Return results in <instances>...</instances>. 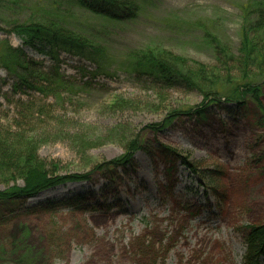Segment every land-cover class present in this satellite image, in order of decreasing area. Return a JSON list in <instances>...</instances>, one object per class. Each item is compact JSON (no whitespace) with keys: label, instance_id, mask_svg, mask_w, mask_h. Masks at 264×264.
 <instances>
[{"label":"rangeland","instance_id":"374dc122","mask_svg":"<svg viewBox=\"0 0 264 264\" xmlns=\"http://www.w3.org/2000/svg\"><path fill=\"white\" fill-rule=\"evenodd\" d=\"M0 1V55L10 47L42 71H56L49 57L9 33L11 25L54 14L49 0ZM254 1L153 0L124 24L69 10L71 29L106 31L99 40L105 62L98 71L59 52L68 81L59 94L14 91L18 79L0 66V136L35 141L41 160L62 176L87 175L0 214V264H18L28 251L34 264L249 263L248 239L264 227V129L254 123L256 105L250 101L243 115L210 107L205 122L182 115L166 124L174 112L200 108L202 93L160 92L118 66L149 47L214 66L206 37L237 52L244 6ZM135 141L141 149L130 156ZM125 158L129 164L112 167ZM65 199L79 205L45 204Z\"/></svg>","mask_w":264,"mask_h":264},{"label":"trees","instance_id":"16d2710c","mask_svg":"<svg viewBox=\"0 0 264 264\" xmlns=\"http://www.w3.org/2000/svg\"><path fill=\"white\" fill-rule=\"evenodd\" d=\"M152 1L49 0V6L54 10V14L33 19L28 23L11 25L9 33L19 38L24 47L49 57L52 68H57L56 71L52 69L47 72L42 71L38 68V64L30 60L22 51L12 50L10 47H7L5 56L0 55V66L18 79L14 91L24 87L43 95L59 94L68 85L66 77L59 73L61 65L59 52L89 62L96 66L97 70H101L105 62L104 48L99 42L100 39L103 40L105 30L90 28V35L86 36L81 34L82 32L71 29L70 11L80 9L108 22L124 24L137 20L143 8ZM244 8L247 13L243 18L241 41L237 52L215 38L206 37V46H209L213 53L214 66L186 60L162 47H149L133 52L118 66V70L129 73L136 82L146 79L160 92L185 89L189 92L202 93L205 101L200 108L189 112H174L169 120L165 121L166 124L170 122V119L182 115L195 117L198 121L205 122L208 120L210 107L221 111L232 109L243 115L250 111L251 101L260 112V116L254 123L260 129H264L262 86L258 83L259 79L264 82V0L254 1ZM105 75L113 77L108 72ZM85 85L88 83H84ZM221 87H227V90L220 89ZM221 93L225 96L223 99H214L221 96ZM158 126H154V129ZM34 143L35 141H28L22 135L10 138L0 136V185L5 187L0 190V214L2 215L19 212L26 203L35 200L45 192L69 184L81 183L87 179V175H60L58 166L50 167L41 160L38 156V147ZM139 149L141 147L137 146L135 141L130 144L128 152L131 156ZM127 164L129 162L125 158L111 165L116 168ZM185 166L188 167L187 164ZM66 200H54L45 204L70 207L79 205V202ZM248 246L250 253L247 258L248 264H263L264 227L253 228L252 235L248 239ZM36 259L37 256L28 251L17 263L34 264Z\"/></svg>","mask_w":264,"mask_h":264}]
</instances>
